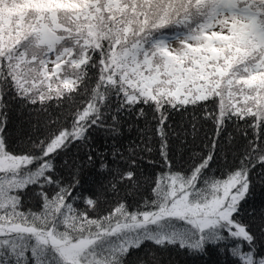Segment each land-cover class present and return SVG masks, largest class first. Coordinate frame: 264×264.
I'll return each instance as SVG.
<instances>
[{
	"label": "snow or ice",
	"instance_id": "6c2138e0",
	"mask_svg": "<svg viewBox=\"0 0 264 264\" xmlns=\"http://www.w3.org/2000/svg\"><path fill=\"white\" fill-rule=\"evenodd\" d=\"M13 104L35 116L19 151L5 135ZM190 106L215 137L176 169L168 120ZM149 114L164 170L130 205L121 192L143 188L136 149L100 152L92 133L117 136L132 116L150 131ZM229 124L242 143L221 145ZM73 147L89 164L101 158L108 181L95 193L79 166L58 169ZM226 152L231 163L214 168ZM255 182L264 185V0H0V264H129L148 246L264 264V213L242 217ZM149 256L138 264H158Z\"/></svg>",
	"mask_w": 264,
	"mask_h": 264
},
{
	"label": "trees",
	"instance_id": "16d2710c",
	"mask_svg": "<svg viewBox=\"0 0 264 264\" xmlns=\"http://www.w3.org/2000/svg\"><path fill=\"white\" fill-rule=\"evenodd\" d=\"M209 110H212L211 105ZM34 121L35 116L13 104L8 111V123L5 130L7 142L12 150H21L22 142L33 132L31 125ZM155 123L149 114L147 127L150 131H146L145 120H136L132 116L122 120L117 136L109 134L107 130H96L92 133V143L100 152L110 155L114 149H119L127 155L130 147L136 149L138 153L136 172L143 183V188L140 190V194L126 195L124 191L121 192V196L125 197L130 205L138 203L141 196L149 195L151 181L155 179L157 173L164 170L159 155V138L155 135ZM168 125L170 132L169 156L176 169L186 167L193 152L206 153L215 137L216 128L213 122L203 118L202 110L193 111L191 106L187 111H174L169 117ZM193 125H195V129ZM241 131L242 129L238 130L235 125L229 124L221 132L219 142L221 145H227L229 135H231L238 143H242ZM147 135L151 136L150 143L147 142ZM146 143L148 147L152 148L151 152L141 151ZM225 155L227 159L224 158ZM100 159V156L97 155L95 163L89 164L84 150L73 147L66 156L57 160V166L65 176H68L70 171L79 166V176L84 190L95 193L108 181L107 173L102 172L99 168ZM65 160L67 164L64 163ZM231 160V152L221 153L213 167H223L230 164ZM149 161H154V163ZM34 204V200L28 202V206ZM261 213H264V185L255 182V187L244 206L242 217L245 222H248L255 216L256 222H258ZM150 252L154 253L158 264H225L226 260L225 257L218 256L211 251L207 256L200 257L190 255L178 248L156 249L148 246L143 250L133 252L128 257L129 264H138L140 259H150Z\"/></svg>",
	"mask_w": 264,
	"mask_h": 264
}]
</instances>
